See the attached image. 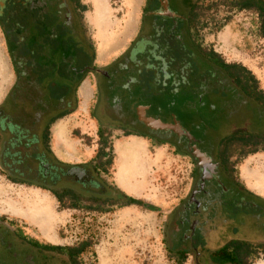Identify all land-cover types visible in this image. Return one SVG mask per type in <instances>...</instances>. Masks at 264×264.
Wrapping results in <instances>:
<instances>
[{"label":"flooded vegetation","instance_id":"1","mask_svg":"<svg viewBox=\"0 0 264 264\" xmlns=\"http://www.w3.org/2000/svg\"><path fill=\"white\" fill-rule=\"evenodd\" d=\"M207 3L146 0L132 48L98 68L81 1L0 0L13 76L0 103V174L53 196L79 195L88 206H95L96 198L115 206L126 201L102 179L105 158L95 155L92 163L67 164L52 147L55 127L77 109L80 76L83 83L92 75L90 116L99 125L98 135L107 134L100 126L106 124L125 137L172 147L192 163L190 189L169 212L163 229L171 259L179 264L264 260V199L240 182L233 165L236 153L224 161L215 142L220 136L197 129L195 112L186 110L190 67L198 66L193 50L197 43L206 48L199 19ZM241 11L258 18L253 9ZM138 113L177 133L146 126ZM7 229L0 225V264H61L57 250L14 237Z\"/></svg>","mask_w":264,"mask_h":264},{"label":"rangeland","instance_id":"2","mask_svg":"<svg viewBox=\"0 0 264 264\" xmlns=\"http://www.w3.org/2000/svg\"><path fill=\"white\" fill-rule=\"evenodd\" d=\"M80 1L87 7L83 23L95 50V64L103 68L121 52L132 48L146 0ZM231 2L208 1L205 12H200L199 24L202 29L199 38L206 48L212 47L218 54L222 52L220 55L227 62L236 58L232 52L237 51L242 64L255 75L260 86H264V38L260 33L259 20L252 12L236 10ZM98 3L100 11L101 4L103 6L102 12L98 11ZM103 20L106 23H101ZM95 24L99 25V36L104 38L105 43L101 40L103 38L97 36ZM223 25L229 28L227 34L234 38V43L232 39L229 40L227 51L220 50L215 38L216 30ZM93 77L90 75L79 86L77 109L55 127L52 147L67 164H88L94 162L101 142L106 139L113 153L111 165L106 169L102 167V179L112 188H118L128 197L139 201L141 206L121 207L124 202L116 206L104 203L97 206L110 211L97 212L83 208L88 205L84 202L80 204V207L83 206L81 209H72L68 201L59 203L48 192L15 184L0 174V225L19 231L26 238L53 246L73 247L87 243V250L79 257L81 264H179L166 251L163 229L169 212L190 189L192 163L172 147L125 137L106 124L100 126L107 134L103 137L98 135L99 125L90 116L95 104ZM12 78L5 35L0 26V102ZM82 85L88 87V99H84L86 96L82 91L85 86ZM136 143L140 144L141 149ZM118 145L123 146L129 155L134 153L132 157L137 155L136 164L129 155L123 162L118 161ZM236 172L244 178L257 173L254 183L258 184V191L263 192L264 152L239 161ZM10 203L14 204L12 209L15 215L8 212ZM41 203L50 207L53 215L45 228L25 219L31 207Z\"/></svg>","mask_w":264,"mask_h":264},{"label":"trees","instance_id":"3","mask_svg":"<svg viewBox=\"0 0 264 264\" xmlns=\"http://www.w3.org/2000/svg\"><path fill=\"white\" fill-rule=\"evenodd\" d=\"M77 1L80 3V0ZM233 5L238 11L255 10L264 38V0H235ZM81 8L84 12L87 9L85 5ZM224 26L219 28L222 29ZM195 47L193 52L196 53L198 66L195 70L193 66L190 67V84L186 87V110L195 112L193 120L198 122L197 129L209 135L220 136L215 142L219 156L224 161L228 159V155L236 153L237 158L233 163L236 166L247 156L264 152V91L255 75L242 64L227 63L212 47L202 48L200 43L195 44ZM82 79L83 75L80 76V84ZM112 153L111 146L103 139L95 158L99 160L105 158V163L101 164L105 168L112 163ZM115 191L126 199L121 207L141 206L139 201L128 197L118 188H115ZM65 195L67 198L64 199ZM54 197L59 203L68 201L72 209H81L83 206L80 207V203L87 201L70 192L64 196ZM93 201L95 206L87 205L83 208L97 212L110 211L97 206L106 203L105 200L103 202L102 199L96 198ZM112 205L115 206V202H111L110 206ZM6 231L12 233L14 237L36 241L24 237L19 231L9 229ZM48 248L61 254L59 261L61 264H81L79 257L87 250L88 244L83 242L73 247L49 245Z\"/></svg>","mask_w":264,"mask_h":264},{"label":"bare ground","instance_id":"4","mask_svg":"<svg viewBox=\"0 0 264 264\" xmlns=\"http://www.w3.org/2000/svg\"><path fill=\"white\" fill-rule=\"evenodd\" d=\"M99 5H100V3H98V11H100V8H99ZM97 8V7H96ZM105 9V8H104ZM97 10V9H96ZM102 10H103V6H102V4H101V11L100 12H102ZM228 35V34H227ZM229 36V35H228ZM100 50V49H99ZM100 58V57H99ZM100 60V59H99ZM100 62V61H99ZM85 86V87H84ZM83 87H84V89H83V95L84 96H87V93H88V87H87V85H83ZM57 137V136H56ZM58 140V139H57ZM133 141V140H132ZM130 142V141H129ZM62 143V142H61ZM124 143V142H123ZM128 143V142H127ZM137 147H138V149H141V146H140V144H138V143H136L135 144ZM61 147V146H60ZM76 148H78V147H76ZM81 148V147H80ZM79 148V149H80ZM136 150V149H135ZM65 151V150H64ZM67 151V150H66ZM116 151L118 152V153H116L117 154V157H118V161H124L125 160V158H129V157H131L132 159H133V162L136 164V162L138 161V158H136L137 157V155H136V157H132L131 155H133L134 153H130V155L128 154V153H126V149L123 147V146H121V145H118L117 147H116ZM128 151H131V149H129ZM55 152V151H54ZM127 155H129V157L127 156ZM65 160V159H64ZM73 163V162H72ZM33 203V202H32ZM8 205V204H7ZM11 207H8L9 209H8V212L9 213H12L13 215H15L14 213H15V211L12 209L13 208V203H10L9 204ZM32 205V204H31ZM5 209V208H4ZM23 213V212H22ZM52 218H53V215H52V211H51V208L50 207H48V206H46V205H43L42 203L41 204H39V205H33L32 207H31V210H30V212L28 213V218H25L26 219V221H28V222H34L35 224H37L40 228H42V227H46V225H48L49 224V221H52ZM49 227V226H48ZM50 230V229H49Z\"/></svg>","mask_w":264,"mask_h":264},{"label":"crops","instance_id":"5","mask_svg":"<svg viewBox=\"0 0 264 264\" xmlns=\"http://www.w3.org/2000/svg\"><path fill=\"white\" fill-rule=\"evenodd\" d=\"M101 23H106L104 20L101 22ZM96 25V29H97V31H98V37L101 39V38H103V37H101V36H99V25H97V24H95ZM229 31V28L227 27H224L223 29H222V31H220V32H217L216 34H215V38H216V44H218V46L220 45V50H228V46H230L229 45V40H233V43H234V38H232L231 36H228L227 35V32ZM102 40V42L104 41V38L103 39H101ZM103 43H105V41L103 42ZM109 46V45H108ZM214 47V49L216 50V48H215V46H213ZM122 53V52H121ZM120 53V54H121ZM218 53V52H217ZM220 54L222 53V52H219ZM232 54H233V56L234 57H236L235 59L233 58V60H231L230 62H227V63H238V64H242L243 62H242V60L240 59V54L237 52V51H235V52H232ZM243 65V64H242ZM244 66V65H243ZM250 70V69H249ZM261 88H262V90L264 91V86H261ZM8 91V90H7ZM7 91H6V93H7ZM6 93H5V96H6ZM4 96V97H5ZM88 97H89V92H88V94H87V96L84 98V99H88ZM78 98H79V95H78ZM4 99V98H3ZM1 103V102H0ZM55 130V129H54ZM56 153V152H55ZM57 155V154H56ZM57 157H58V155H57ZM59 158V157H58ZM244 168H247V166H245L244 165ZM243 168V169H244ZM238 176H239V180H240V182L245 186V188L248 190V191H250V192H252L253 194H255L256 196H258V197H260V198H262V199H264V191L263 192H259L258 191V189H259V186H258V184H256V183H254L255 182V178H256V176H257V173L255 174H251V175H247V178H244L243 176H240L239 175V173H238ZM246 180V181H245ZM254 264H264V260H260V261H256Z\"/></svg>","mask_w":264,"mask_h":264},{"label":"water","instance_id":"6","mask_svg":"<svg viewBox=\"0 0 264 264\" xmlns=\"http://www.w3.org/2000/svg\"><path fill=\"white\" fill-rule=\"evenodd\" d=\"M139 115V119L143 121L144 124H146V126L152 128V129H160V130H172L174 131L175 133H177V130L173 127V126H170V125H165L163 123H161L160 121H156V120H153V119H148V118H145L144 115H141L140 113H138ZM186 137L188 139H192L191 136L186 132ZM200 153L198 150L194 149V153H193V156H195L196 158L200 159Z\"/></svg>","mask_w":264,"mask_h":264}]
</instances>
